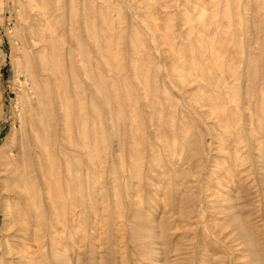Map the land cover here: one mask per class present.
Returning <instances> with one entry per match:
<instances>
[{
	"label": "rangeland",
	"instance_id": "obj_1",
	"mask_svg": "<svg viewBox=\"0 0 264 264\" xmlns=\"http://www.w3.org/2000/svg\"><path fill=\"white\" fill-rule=\"evenodd\" d=\"M30 1L0 0V264H16L3 255L2 164L13 121L19 128V96L31 86L22 45ZM74 7L77 36L59 11L53 45L39 53L60 74L51 87L55 112L46 106L59 137L54 164L76 175L58 232L61 264H258L254 252L263 264L264 0H75ZM185 142L179 168L190 175L163 179V147ZM230 143L243 164L228 198L252 249L216 204L227 195L216 181Z\"/></svg>",
	"mask_w": 264,
	"mask_h": 264
},
{
	"label": "bare ground",
	"instance_id": "obj_2",
	"mask_svg": "<svg viewBox=\"0 0 264 264\" xmlns=\"http://www.w3.org/2000/svg\"><path fill=\"white\" fill-rule=\"evenodd\" d=\"M44 3L41 4V2L37 0L34 1L32 0V2L30 1L29 4L27 5L32 12L31 14L32 17L30 16V20H28V18L27 20H25V24H24L25 33L22 40V45L24 49L29 51L25 54L24 66L27 72V80L30 82L31 86L24 87L22 93L19 96V101H18L19 110L17 114V121L19 122V128L16 129V125H17L16 121H13L12 136L9 140V143L6 145L4 149V157L2 164L3 175L5 178V182L2 188L3 190L2 193L5 194L6 198L8 199L5 200L6 202L3 205L4 220L6 221L4 229H6L7 232V239L5 240L3 255L6 254L11 256V258L15 261L16 264H61L63 255L61 256V241H60V237H58V232L61 230L60 225L62 223L60 224V221L62 220L65 221L67 218L66 215L67 210L70 208V206L68 205L69 203L68 193L70 192L71 184L74 182V178H75L74 177L75 174L72 172L68 164L66 165L65 170H63L66 176L68 177L67 180L68 183L63 184V176H64L63 171L61 172L59 168L55 167L54 164L55 159L53 154L55 153L56 140L58 136L56 135L55 128L49 126L50 113L46 106L47 104H50V108H51L50 112L51 114H53L52 113L54 111V108L52 106L53 89H51V87L53 88L54 86V84H52L53 81L57 83L60 74L59 72L56 73L53 72L48 62L49 60L46 59L47 57H45L44 55H39L40 51L43 48H46L48 45L49 46L53 45V43H51L53 42L51 38L54 34L57 24H59L56 21L57 20L56 17L59 16L60 14L59 11H64L62 15L65 13L66 16L65 19L68 22L66 24L68 26L67 29L71 31V34L73 33L74 35H76V29L78 28L76 25L77 21L73 20L74 18L73 16H76L75 7H74L75 0H63V3H61L60 0H47V2ZM70 16L72 17V20ZM103 50H105V48ZM198 66L195 67L198 68ZM204 66L205 65L203 64V67ZM199 68L202 69L201 66H199ZM200 69L198 71H200ZM146 70L148 71V69ZM66 78L68 79V77ZM223 81L224 80H222V82ZM60 97L61 96H59V98ZM61 104L63 107V103ZM65 108H67V110H65L66 112H64L63 115L64 117L66 116L65 117L67 120L66 123H68L70 122L69 112L71 110L69 111L68 104L67 107ZM218 115L220 116V114ZM1 117H2V109L0 112V118ZM59 119L60 118H58V120ZM223 135L225 136V134ZM187 137L186 140H188ZM229 139H231L230 136ZM232 140H233L232 143L234 144V141L236 139L232 138ZM232 143H230V147H229V150L232 149V151L229 150H227V152L225 151L226 162L221 165L222 171H224V175L222 176L221 174V176L222 179L225 177V180H222L220 176V178L218 179L221 180L216 181V186L218 188L222 186L228 187L226 193L227 195L223 199L217 200L216 204L218 205L220 204L222 206L219 214L223 215L222 216L223 218H228L229 221H233L240 228V234L242 238L246 241L247 245L252 249L254 247L250 242V237L248 234L249 232L246 231L247 228L245 229V226H243L242 221L238 217H236V215L233 212V210L235 209L234 204H232L233 197L228 198L231 192V187H235L236 184H239L240 178H238L236 174L239 172V166L243 164L240 162L241 161L240 148L237 147L238 145L232 146L231 145ZM81 147L83 149H86L88 146L87 144L84 143V145H82ZM178 148L182 150L181 155L178 154L179 151ZM185 148L186 149L188 148L186 142L183 144L181 143V145L174 143L173 146L168 145L163 147L164 157L166 158L167 164L169 165L168 167L165 164L169 174L167 173L166 176L163 177V179L166 178L172 182L173 181L176 182V180L178 181V176H177L178 174H180V176H183L185 179H187L188 175H190L189 168H185V169L179 168L184 164L186 165L187 157L184 156L185 153L184 151L186 150ZM42 166H44V168H42ZM158 174L160 173L158 172ZM235 178H236L235 181L236 184L234 183ZM76 185L78 184L76 183ZM192 186L189 185L188 186L189 189H191ZM236 187L238 188L239 186ZM171 191L172 189L170 190V192ZM185 197L187 196L185 195ZM182 201L183 200H181V202ZM183 202H188V201L186 200ZM183 202L180 205L182 208L184 204ZM180 203L178 204L176 203V204L179 205ZM179 213L183 218L187 217L186 212H184L182 209L181 212ZM171 215H173V213ZM6 226H8V228H6ZM230 226L231 228H233L232 226L234 225L231 224ZM254 255H255L254 259L256 260V262H258V264H262L261 262H259L257 254L255 252Z\"/></svg>",
	"mask_w": 264,
	"mask_h": 264
}]
</instances>
